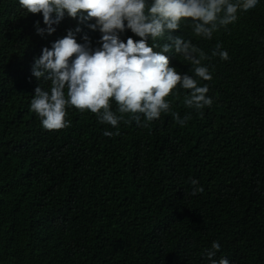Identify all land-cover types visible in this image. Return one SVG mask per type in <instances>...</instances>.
Returning <instances> with one entry per match:
<instances>
[{
  "label": "trees",
  "instance_id": "trees-1",
  "mask_svg": "<svg viewBox=\"0 0 264 264\" xmlns=\"http://www.w3.org/2000/svg\"><path fill=\"white\" fill-rule=\"evenodd\" d=\"M37 21L46 27L19 0H0V264H210L213 241L215 259L264 264V0L211 39L190 21L172 32L210 57L217 43L229 55L202 62L212 79L199 83L213 99L202 113L184 105L179 85L166 98L190 115L184 126L171 113L148 127L125 114L113 128L67 107L68 127L43 128L30 103L50 82L31 75L34 58L77 26L78 43L87 34L97 47L101 34L66 15L41 36ZM130 36L140 39L130 30L121 39ZM192 180L202 193L192 195Z\"/></svg>",
  "mask_w": 264,
  "mask_h": 264
},
{
  "label": "clouds",
  "instance_id": "clouds-1",
  "mask_svg": "<svg viewBox=\"0 0 264 264\" xmlns=\"http://www.w3.org/2000/svg\"><path fill=\"white\" fill-rule=\"evenodd\" d=\"M259 0H19V5L31 14H42L43 23H35L38 35H52L67 15L92 31H99V46L92 47L87 34L84 43H78L77 26L67 34L44 47L41 55L34 58L31 75L37 80L50 82L48 90L37 86L30 109L46 130H59L69 126L66 108L75 107L80 112L90 110L98 122L117 128L125 121V114L138 127L171 113L174 120L184 126L190 115L181 117L173 112L166 98L179 85L187 90L184 105L201 112L213 104L207 95L209 86L199 81H210L209 66L203 61L219 57L227 61L229 55L220 43L215 45L211 57L190 39L172 35L181 22H189L193 33L211 39L220 28L227 29L238 19V13L254 9ZM94 21V23H91ZM130 30L126 42L121 34ZM158 38L166 42L160 44ZM153 44H149V40ZM158 48L159 51H155ZM188 61L193 75L181 74L170 67L167 53L173 52ZM67 89V94H65ZM116 110H112V102ZM106 137L119 135L105 130ZM192 195L203 192L197 180H192ZM221 245L213 241L206 255L210 264H230L227 258L215 259Z\"/></svg>",
  "mask_w": 264,
  "mask_h": 264
}]
</instances>
